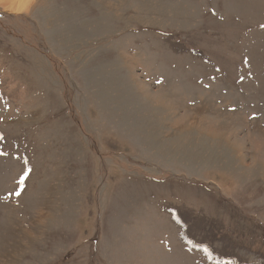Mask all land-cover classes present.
Here are the masks:
<instances>
[{"label": "rangeland", "instance_id": "rangeland-1", "mask_svg": "<svg viewBox=\"0 0 264 264\" xmlns=\"http://www.w3.org/2000/svg\"><path fill=\"white\" fill-rule=\"evenodd\" d=\"M0 264H264V0L0 3Z\"/></svg>", "mask_w": 264, "mask_h": 264}, {"label": "bare ground", "instance_id": "bare-ground-1", "mask_svg": "<svg viewBox=\"0 0 264 264\" xmlns=\"http://www.w3.org/2000/svg\"><path fill=\"white\" fill-rule=\"evenodd\" d=\"M29 0H0V3L9 11H20Z\"/></svg>", "mask_w": 264, "mask_h": 264}, {"label": "snow or ice", "instance_id": "snow-or-ice-1", "mask_svg": "<svg viewBox=\"0 0 264 264\" xmlns=\"http://www.w3.org/2000/svg\"><path fill=\"white\" fill-rule=\"evenodd\" d=\"M25 175H27L26 173H25ZM23 179H24V177H21V182L23 181ZM16 195H19L20 193L19 192H17V193H15Z\"/></svg>", "mask_w": 264, "mask_h": 264}, {"label": "crops", "instance_id": "crops-1", "mask_svg": "<svg viewBox=\"0 0 264 264\" xmlns=\"http://www.w3.org/2000/svg\"><path fill=\"white\" fill-rule=\"evenodd\" d=\"M115 244V243H114ZM114 246H116V245H114ZM180 246V245H179Z\"/></svg>", "mask_w": 264, "mask_h": 264}]
</instances>
